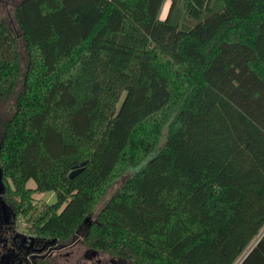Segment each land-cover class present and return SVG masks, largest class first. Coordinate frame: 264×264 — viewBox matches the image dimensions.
<instances>
[{
    "label": "trees",
    "instance_id": "16d2710c",
    "mask_svg": "<svg viewBox=\"0 0 264 264\" xmlns=\"http://www.w3.org/2000/svg\"><path fill=\"white\" fill-rule=\"evenodd\" d=\"M163 2L19 0L22 74L0 19L5 197L131 264H264V0Z\"/></svg>",
    "mask_w": 264,
    "mask_h": 264
},
{
    "label": "flooded vegetation",
    "instance_id": "af4514ba",
    "mask_svg": "<svg viewBox=\"0 0 264 264\" xmlns=\"http://www.w3.org/2000/svg\"><path fill=\"white\" fill-rule=\"evenodd\" d=\"M0 189V264H58L59 258L62 255L69 257L76 246L81 250L71 256V264H127L116 255L82 243L83 230L90 222L89 218L71 236L73 240H69L71 237L58 240L31 232L21 213L6 199L4 182L0 183ZM64 263L65 260H60V264Z\"/></svg>",
    "mask_w": 264,
    "mask_h": 264
},
{
    "label": "rangeland",
    "instance_id": "374dc122",
    "mask_svg": "<svg viewBox=\"0 0 264 264\" xmlns=\"http://www.w3.org/2000/svg\"><path fill=\"white\" fill-rule=\"evenodd\" d=\"M19 0H0V19L4 18L6 20V22L8 23L10 29L12 30V32L14 33V35L16 36V41H17V46H18V51L20 52L21 58H20V73L22 74L25 70V65H26V58H25V49H24V45H23V41L21 40V35H20V31L18 29V26L13 18V9L15 4L18 2ZM169 4V0H164V2L162 3L161 6V11H160V17L163 18V16L166 13L167 7ZM21 75L19 77V80L16 84L15 87V92L13 95H11L9 98L7 99H1L0 98V137H1V131H2V121L7 118L8 116H10V114L13 111V104H14V97L16 92L20 89L21 87ZM133 170H126L120 177L116 178L106 189L105 194L103 196V198L98 202L97 207H95V209L92 212V215L95 214L96 209L99 208L103 202L108 199L117 189H119L122 181L124 180V178H126L127 176H129V174L132 172ZM27 185L30 187L34 186V182L33 180H29L27 182ZM36 198L39 199H44L48 202H52L55 200V195L53 192H36L35 194ZM74 238L71 237L69 240H73ZM81 249L79 247H74L72 250V254L69 255V257H65V256H61L59 259L63 262L65 260L64 264H71V256L77 255L78 252ZM60 260H58V264H60ZM73 261V260H72Z\"/></svg>",
    "mask_w": 264,
    "mask_h": 264
},
{
    "label": "water",
    "instance_id": "95a60500",
    "mask_svg": "<svg viewBox=\"0 0 264 264\" xmlns=\"http://www.w3.org/2000/svg\"><path fill=\"white\" fill-rule=\"evenodd\" d=\"M81 170V167H76V168H73L70 170V172L68 173L69 176H73L74 174H76L77 172H79ZM0 183L1 185L3 184L2 182V171L0 169ZM1 190V189H0ZM118 259L122 260L123 262L127 263V264H130V262H128L127 260H125L124 258L122 257H119Z\"/></svg>",
    "mask_w": 264,
    "mask_h": 264
}]
</instances>
